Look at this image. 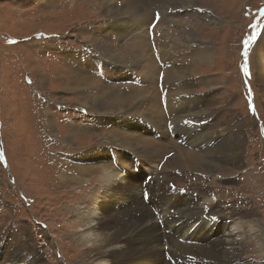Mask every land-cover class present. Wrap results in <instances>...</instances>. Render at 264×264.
Instances as JSON below:
<instances>
[{
  "label": "rangeland",
  "instance_id": "obj_1",
  "mask_svg": "<svg viewBox=\"0 0 264 264\" xmlns=\"http://www.w3.org/2000/svg\"><path fill=\"white\" fill-rule=\"evenodd\" d=\"M123 1L0 0L1 255L17 248L24 258L36 260L35 264H87L88 257L77 254L80 247L74 244L75 232L82 227L72 224V204L80 210L87 205L84 202L101 194L105 170L113 165L103 162L110 166L103 167L97 161L105 160L109 148L117 147L112 156L115 166L124 167L122 155L130 163L124 174L132 177L133 166L143 156L136 155L140 156L137 160L126 155L123 150L128 148L108 132H128L131 140L136 134L131 128L136 118L157 111L154 115L161 126L152 125L146 137L164 141L156 157L160 164L165 162L161 176L200 200L215 194L218 202L211 207L252 209L247 226L244 221L249 219L221 211L217 214L225 213L234 218L237 227L243 224L253 230L251 236L239 227L244 233L240 235L242 248L229 264H264V65L259 63L264 57V0H129L143 7L142 13L134 16L133 27L123 24L124 31L108 28L107 20L120 14L116 9L123 8ZM73 66L81 68L74 69L79 70L83 84L72 82L66 91V80L60 77L69 79L67 69ZM179 94L190 99L203 96L205 103H184L188 107L180 113L181 122L174 123L167 104ZM114 100L126 101L122 103L125 111L115 115L96 112L97 102ZM77 128L87 131L89 137L71 141L66 131ZM184 132L213 134L207 140L212 145L225 136L240 141L241 163L222 161L218 169L205 170L201 164L213 162V158L206 148L190 147ZM101 133H107V138ZM108 138L112 143H106ZM168 138L174 143L166 144ZM98 147L104 158L98 154L95 162L85 163L84 150ZM175 154H180L187 166H169L166 161ZM92 166L98 168L83 173L78 169ZM115 173L114 181L123 183L121 174ZM66 177L77 178L79 183H67L57 201L58 188L53 189L51 183ZM157 186L160 188V183ZM70 192L74 196L68 198ZM183 227L174 243L159 246L162 251L183 258L193 252V247L179 240ZM254 233L259 234L258 244Z\"/></svg>",
  "mask_w": 264,
  "mask_h": 264
},
{
  "label": "bare ground",
  "instance_id": "obj_2",
  "mask_svg": "<svg viewBox=\"0 0 264 264\" xmlns=\"http://www.w3.org/2000/svg\"><path fill=\"white\" fill-rule=\"evenodd\" d=\"M190 1H194V0H190ZM83 3H85V6L88 5L87 4L88 1H84ZM122 6L123 8L121 7L119 9H116V12L120 13L119 15H116L110 18L109 20H107L108 22H106V24L108 28L112 27L113 30L121 29L122 26H124L123 24H125L126 27L129 28L133 27L135 20L134 16H136L137 13H142L143 11L142 6L134 2H131L129 0L123 1ZM90 39H94V38L90 37ZM104 44H106V42ZM199 55L201 54L198 53V56ZM260 58L261 60L259 63L261 65H264V57L261 56ZM122 62H124V60ZM74 68H79V67L73 66L72 69L71 68L67 69V71L70 72V76H68L70 77L69 79L66 77L67 75L65 76L61 75L62 77H60L61 71H58L59 74L58 76L60 77V79L66 80L65 81L66 82L65 85L67 84V86H65V88H67L66 91L70 90L71 86L69 84H71L72 82H75L77 85H80L82 83L80 82L81 79L78 77L79 70ZM132 71H130L129 74L134 76L132 74ZM93 82L94 84H98L96 80H93ZM85 85L88 84L86 83ZM85 98L86 97H84V99ZM138 98L139 97L136 96V99ZM204 99L205 98L203 96H195L194 98L190 99L189 97H185L184 95L181 94L175 95L173 98L170 99V101L168 100L169 104H167V107L171 111L170 114L172 121H174V123L181 122L179 120V117L182 114L180 113L183 112L184 109L188 107L183 105L184 103H191L193 105L194 103L193 101L197 100V103L198 102L203 103ZM122 103L124 104L126 103V101L118 102L117 100L116 101L114 100L113 103H106V104L102 103L101 101L97 102V105H95V108L97 110L96 112L101 114L108 113L115 115L120 111L123 110L125 111L126 105L122 106ZM135 103L136 101L133 104ZM99 105L102 107L101 109L97 108V106ZM129 108L131 110H134V107H129ZM154 112H156L157 114V111H153V113L145 112L143 113L145 115L144 117L139 116L136 118V120L132 123V127H131L133 130L136 131V134L133 133L131 140L128 138V136H130L128 135V132L107 131L108 136H110V138H113L116 141H118V143L121 144L120 146L127 147L129 149V150L128 149L123 150L126 153V155L128 154L133 155V152L135 150L134 153L136 154H134V156L136 158H137L136 155L138 154H140V156L142 155L143 157L141 159H139L140 156L137 158V160L139 159L140 162L139 163L136 162L137 165L133 166L134 172H131L133 173L130 174L132 176L131 178L127 176V173L124 174V171L129 168L130 163L128 164L127 161L123 160L124 159L123 155H122V164L124 167L120 168L119 165L115 166L113 163L112 156L115 157L116 154L113 152L114 151L113 149H117V147L109 146L112 147L109 148V152H108L109 155L105 156L104 161H97L99 164L101 163L103 167L104 165L109 166L108 163H111V165H113L112 169L114 170L112 169L105 170V174H104L105 181L104 183H101L102 192L100 191L101 193L100 195L98 196L96 195L95 198H92L91 200L89 199V201L84 202L87 203V205L85 204V207L81 208L80 210H77L75 204H72L73 208H71V211L69 212V214L75 216V219L72 224L74 225L78 224L79 227H82L80 231L75 232V234H77L78 236L74 241V244L80 247V249L79 248L77 249V254H82L88 257V263L90 264H170L169 262L170 260L168 258V256L170 255H171L170 257L171 258L173 257L175 261H177L178 259V262L176 264H220L221 262L223 264H229L231 260H233L234 258L235 259L238 258L237 257L238 253L240 252L243 244V241L241 239L243 234L248 232L249 235H251V231L253 230L251 227L246 229V227L244 228L243 224H240L239 227H243V232H244L241 233L240 228L236 226V224L238 225V223L234 221V218L229 219L227 216L223 215L225 213L223 214L222 213L217 214V213L219 211L227 212V213H231L232 215L236 214L237 216H240V218L243 219H249L250 218L249 215L252 213L251 211L252 209L251 210L241 209L238 211L237 209H234L233 206L228 207L223 205H219V206L215 205L211 207L212 206L211 204H216L218 202V198L215 194H206L203 198L205 201L200 200L198 196L189 193L188 191H184V189L175 186L174 183L166 181L163 178V176H161L162 175L161 170L165 162L164 163L162 162L160 164L159 161L161 159L156 160L158 153L163 149L164 141L163 142L162 140L158 141L155 138L157 142H153L156 141L154 140V138L153 141H150L151 139H148L146 137V134L149 133L150 130H152L150 127L153 126L157 127V125L161 126L160 122L158 123L156 121ZM199 118L200 117H197V119ZM147 121L151 124H149ZM124 128H125V124L122 125V129ZM178 128L179 127H177V129ZM66 132H68V135L70 132V136L72 137L70 139L71 141H73L74 139L76 140L77 138H83V137L86 138L89 137L86 135H90L87 133V131L79 130L78 128L67 129ZM184 133L186 134L187 132ZM206 134L202 133L196 135V134L187 133L186 134L187 136L184 140L190 147L200 148L202 150L205 148L207 149L206 151L213 158V162L204 161L201 164V166L204 167L205 170L211 172L213 169L216 168L218 169L220 167L218 164H220V162L222 161L226 163L229 162L241 163L242 146L240 141L235 140L230 136L229 137L225 136L222 139L223 141L220 139L221 141L217 142L215 145H212L213 142L211 143L208 142L207 140L209 139V136L213 134H207V135ZM215 134L217 135L218 133H214V135ZM102 135L106 137L107 133ZM96 138L99 137L96 136ZM110 138L106 139L109 140V142L106 143H112V139ZM167 140L168 142H166V144L174 143L172 139L168 138ZM101 147L91 148L87 150L83 149L85 153H83L82 158H85L84 159L86 161L85 163L89 161L95 162L97 159L95 161L93 160L98 156L99 149ZM182 152L183 151H181L180 153ZM201 155L202 154H200L199 156ZM98 157L104 158V154L100 153ZM181 157L180 154L178 155L175 154L172 155L166 162L169 166L171 165L178 169L184 168L187 165H185L186 162ZM98 160L101 159L98 158ZM103 162H108V163H103ZM222 165H226V164L223 163ZM157 167H159L160 170H158ZM97 168H94L92 166L85 168L80 167L78 169L81 170L80 173H83V171L85 172L86 170H91V169L96 170ZM120 170L123 171V174L120 172ZM114 171L115 172L117 171L121 174L119 179H121V181H124L123 183L118 184L114 181L113 178L117 176V174ZM95 172L97 173V171ZM154 174L155 177L150 179L149 177H152ZM141 176L144 177L143 180L139 179V177ZM147 178H149L150 180H147ZM78 180L79 179L77 178L72 179L70 177H66V179H61V178L53 179V182L51 183L53 189L55 187L58 188L57 191L55 190L58 193L57 195H55L56 200L58 201V197H63L61 194L64 193L65 190L64 187L67 186L66 185L67 183L71 181L76 185L79 183ZM158 183H160V188H158L157 186ZM117 184L118 187L115 189V186ZM171 189H176V190L174 191ZM73 196L74 193L70 192V194H68V198ZM146 198H148V203H146L147 200ZM150 199L152 202L150 201ZM66 202L68 204V202H71V199L67 200ZM68 207H70V204ZM244 222H246V226H247L248 225L247 222H250V219L248 221L245 220ZM230 223L232 224L230 225ZM182 226H184L183 229L185 230V232L182 233V235H180V237L184 239L183 240L184 243L182 242V244L188 248L189 247L194 248L192 250L193 252L187 258L176 257L172 253H169L167 251H162L163 247L161 249L159 247V246L166 247L167 245L174 243L178 238L177 232L181 231L180 229ZM170 232L172 233L169 234ZM253 237L255 238L256 244H258L257 241L259 234L254 233ZM11 246L12 245H9L8 247L10 249H13L11 248ZM217 246H218V251L215 253ZM203 247H209V248L207 250H202ZM173 248L176 247L173 246ZM36 252H38V250ZM210 254H212V256H210ZM23 256H24V252L17 248L13 249V252L11 254L5 256L1 255L0 253V260H1L0 264H35L36 260L30 261L29 260L30 256H27L25 258Z\"/></svg>",
  "mask_w": 264,
  "mask_h": 264
},
{
  "label": "snow or ice",
  "instance_id": "obj_3",
  "mask_svg": "<svg viewBox=\"0 0 264 264\" xmlns=\"http://www.w3.org/2000/svg\"><path fill=\"white\" fill-rule=\"evenodd\" d=\"M11 43H14L15 41H10ZM245 72H246V74H247V69L245 68ZM215 219V218H214Z\"/></svg>",
  "mask_w": 264,
  "mask_h": 264
}]
</instances>
